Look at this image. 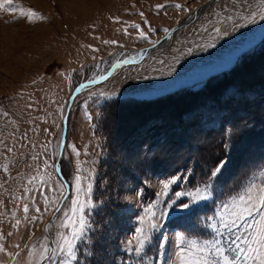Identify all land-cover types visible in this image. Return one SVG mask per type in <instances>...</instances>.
<instances>
[{"label": "rangeland", "instance_id": "obj_1", "mask_svg": "<svg viewBox=\"0 0 264 264\" xmlns=\"http://www.w3.org/2000/svg\"><path fill=\"white\" fill-rule=\"evenodd\" d=\"M0 2V264H40L50 232L56 248L59 234L69 231L61 224L76 196L77 160L82 175L91 172L92 206L84 210L87 227L75 241L72 264H179L178 235L199 247L217 240L234 260L227 242L251 236L249 225L259 217L245 214L236 228L224 229L221 216L231 223L243 211L240 197L246 201L264 184V163L249 168L264 160V95L253 99L260 89L243 91L264 76L256 58L264 49V0ZM29 9L44 18L30 21ZM195 15L140 61H126ZM110 70L77 93L60 158L73 90ZM58 166L71 191L52 225L67 187ZM209 183L211 196L181 209L190 198L177 192ZM149 204L159 227L137 255L126 242Z\"/></svg>", "mask_w": 264, "mask_h": 264}, {"label": "snow or ice", "instance_id": "obj_2", "mask_svg": "<svg viewBox=\"0 0 264 264\" xmlns=\"http://www.w3.org/2000/svg\"><path fill=\"white\" fill-rule=\"evenodd\" d=\"M8 3H11V0H8ZM176 7H181L180 4H176ZM4 7V4L0 2V8ZM157 8H162L164 5L157 4ZM31 15H29V20H32V16L42 17V14L36 13L34 10H28ZM23 14V13H22ZM143 16V13H141ZM261 19H264V15H261ZM133 27L139 28L140 26L134 24ZM127 32V29L124 30ZM168 29H165L167 33ZM141 38L146 36V33L141 31L139 33ZM105 43H117L116 41H105ZM104 79V77H100ZM95 80L89 81V83H94ZM87 87L86 84H81L76 91H79L81 88ZM72 151L77 157H79L80 152L76 149L75 145H72ZM69 164L65 165V168H68ZM224 167V162H220L214 169L211 171V177H216ZM178 178L173 177L171 180L163 184L162 192L159 195L165 194L170 186L176 182ZM85 181L87 183L85 184ZM75 185H76V196L71 201V206L69 211L64 213V219L62 221L61 227L69 229L68 232L60 233L59 239L57 241V247L52 249L48 245L42 247V252L39 256L41 261L51 260L53 257H56L58 254L63 255V259L60 260L59 264H72V261L76 260V251H75V241L83 236L86 227L87 221L84 215V210L92 206L90 199V193L92 190L91 184V172L88 175H82L80 171V163L77 160V173L75 175ZM251 192V189H249ZM81 193L84 194L85 199H81ZM212 195L211 184L205 185L203 189L197 188L192 192H177L176 196H187L190 198L189 203L181 202V209H189L192 204L197 203L198 201L206 200L209 196ZM240 200L244 202L243 211L239 215H235V218L231 223L225 222V218L221 216L220 225L221 228H236L237 221L244 220L245 214L247 216H252L255 212L259 219L254 220L252 225H249L250 228H254V231L251 236L247 234L242 236H235L234 239H231L227 242V249L234 253L235 259L229 261L228 258L224 255L225 249L220 245V242L217 240L208 241L205 243V246L199 247L194 240H188L184 235H178L177 240L179 244L177 256L179 259V264H220V262L215 259V257H220L223 260L224 264H249L251 261L252 264H264V184H261L256 189V194L247 196L245 201L244 196L240 197ZM53 203H56L54 200ZM227 207V205H225ZM154 205L149 204L145 210L144 215L138 217L139 226L134 229V235L131 239L126 242V248L128 252H135L137 255L142 253L145 249V246L150 244L153 237L151 235L152 230L159 227V222L155 220L156 213L153 211ZM56 211H60V208L57 207ZM25 213L28 212V207H24ZM39 211V209H37ZM230 215H233L230 213ZM37 219V217H33ZM19 224V221H17ZM210 227H215V224H209ZM240 227H243L241 225ZM219 234V229H217ZM160 246H163V241H161ZM0 250H3L0 247ZM210 257H212L210 259Z\"/></svg>", "mask_w": 264, "mask_h": 264}, {"label": "water", "instance_id": "obj_3", "mask_svg": "<svg viewBox=\"0 0 264 264\" xmlns=\"http://www.w3.org/2000/svg\"><path fill=\"white\" fill-rule=\"evenodd\" d=\"M207 3H205L204 5H206ZM183 24L182 22H180L179 26H175L173 27V29H171L169 32H168V35H170L172 32H174L175 30L179 29L180 27H182ZM161 41H158L156 42L155 44H152L148 47V49H152L153 47L157 46ZM133 59H127L126 61H132ZM109 75V73L107 74H104L102 77H104V79ZM95 80L94 83H89V81H93ZM103 79L101 78H97V79H90V80H86V81H83V82H80L74 89V91L72 92L71 94V97H70V100H69V103H68V106H67V109H66V115H65V120H64V123H65V127H64V134H63V139H62V144H61V152H60V158L63 154V151H64V145H65V142H66V134H67V120H68V115H69V112H70V107L75 99V96L76 94L78 93V91H76L77 88H79V86L81 84H86V85H91V84H95V83H98L100 81H102ZM59 174L61 175L62 179L64 180V182L66 183V194H65V197L63 198L62 200V203L61 205L59 206V208L61 209L63 203L65 202L66 198L69 196L70 194V191H71V188H70V185L68 184V182H66V180L63 178V175L61 174L60 172V167L58 166L57 168ZM59 211H55L52 218L50 219V222L52 223V225H54V222H55V215L58 213ZM50 248L54 249V237H53V230L50 232ZM48 260H44L42 261L40 264H46Z\"/></svg>", "mask_w": 264, "mask_h": 264}, {"label": "trees", "instance_id": "obj_4", "mask_svg": "<svg viewBox=\"0 0 264 264\" xmlns=\"http://www.w3.org/2000/svg\"><path fill=\"white\" fill-rule=\"evenodd\" d=\"M261 55H262V56H259V54L256 55V58H259L260 62L264 63V49L262 50ZM246 60H247V57L243 58V59L241 60L240 63H242V62L245 63ZM247 81H248V80H247ZM247 81H246V82H247ZM252 83H254V84L251 86ZM204 88L207 89L208 87H207V86H204ZM257 88L260 89V91H259V92L256 91V95L253 96V97H251V98H253V99L264 95V76H263V75H257V78L254 77V79H252L250 82H248V83L245 85L243 91H245L246 93L249 94V92H253V91H255ZM238 99H239V98H238ZM238 99H236V100H237V104H238ZM246 106H248V105H246ZM250 108H251V105H249V109H250ZM252 113H253V110H251V112H250V114H249L248 117H253L254 115H252ZM259 121H260V123L262 124V125H259V126H263V125H264V117L261 118ZM254 122H255V121H252V123H254ZM141 125H142V123H141ZM141 125L139 126V128L141 127ZM137 132H138V131H137ZM153 146H154V148L157 147L156 145H153ZM262 146H264V145H262ZM262 163H264V160L260 159L259 161H257V162H252L251 165H249V164H248V165H249V168H253V167H256L258 164H262ZM152 166H153V165H152ZM99 217H100V216H99Z\"/></svg>", "mask_w": 264, "mask_h": 264}, {"label": "bare ground", "instance_id": "obj_5", "mask_svg": "<svg viewBox=\"0 0 264 264\" xmlns=\"http://www.w3.org/2000/svg\"><path fill=\"white\" fill-rule=\"evenodd\" d=\"M204 7H205V6H203L202 8H200V10H197L196 15H197L199 12H201L202 9H203ZM196 15H195L194 17H192V18H188L187 20L181 21L182 24H183V25H186V24L190 23V22L192 21V19H195ZM188 20H190V21H188ZM179 24H180V23H179ZM179 24H178L177 26H179ZM180 28H182V27H180ZM180 28H179V29H180ZM179 29H177V30L179 31ZM174 32H175V31H174ZM174 32L171 33L170 35L167 34V36H166L164 39L161 40L160 44L157 45L156 48L159 47V46H161L164 42H166V41L171 37V35L174 34ZM148 47H149V46H148ZM148 47H146V48H144V49H141V50H138V51L135 53V56H134L132 59H135V58H136V61H137V60L140 61L141 58H142L145 54H147L150 50L155 49V48H153V49H148ZM132 56H133V55H132ZM122 59H124V58L122 57ZM122 59H120V60H122ZM127 59H128V58H126V60H127ZM133 62H135V61H133ZM109 72H110V74H111L112 70H110Z\"/></svg>", "mask_w": 264, "mask_h": 264}]
</instances>
